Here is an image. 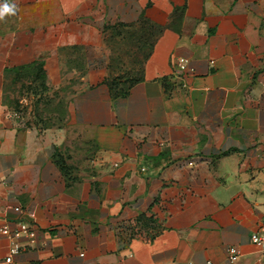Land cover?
I'll return each instance as SVG.
<instances>
[{"label": "crops", "instance_id": "crops-1", "mask_svg": "<svg viewBox=\"0 0 264 264\" xmlns=\"http://www.w3.org/2000/svg\"><path fill=\"white\" fill-rule=\"evenodd\" d=\"M7 2L0 264H264V0Z\"/></svg>", "mask_w": 264, "mask_h": 264}, {"label": "built area", "instance_id": "built-area-1", "mask_svg": "<svg viewBox=\"0 0 264 264\" xmlns=\"http://www.w3.org/2000/svg\"><path fill=\"white\" fill-rule=\"evenodd\" d=\"M176 73L178 74H183L185 72H192V69L190 67L187 66L186 64V60L185 59H181L178 61L177 66H176ZM12 116H19L18 111H14L11 113ZM189 165H192V162H188ZM15 211H20V208L18 206L14 207ZM24 234L26 237H31L33 235V230L31 229V227L27 226L26 224H21L20 225V230L18 231H11L9 229V227L4 224L2 226H0V234L8 237V238H15L19 236V233ZM251 240L253 243L258 244L261 248L264 249V234L262 233H254L251 236ZM19 249V246L17 244H12L11 247V253H15L17 250ZM227 255L230 261L235 262L239 255H240V251L235 247V246H229L227 248ZM11 260V256H7L5 258V262H10Z\"/></svg>", "mask_w": 264, "mask_h": 264}, {"label": "rangeland", "instance_id": "rangeland-1", "mask_svg": "<svg viewBox=\"0 0 264 264\" xmlns=\"http://www.w3.org/2000/svg\"><path fill=\"white\" fill-rule=\"evenodd\" d=\"M54 100L53 98L51 97H43L41 99H39L36 103L32 102L31 105L32 106H36V110L39 109V108H43V109H49V110H54V109H57L59 110L60 107H61V102L58 101L57 105L55 106L54 105ZM40 104V105H38ZM20 114L19 116L21 115L22 117L25 116V114H23V112L21 110H19ZM35 118L36 119H39V120H42V121H50L52 119V117H55V116H52V115H44V114H38L37 112L35 113ZM30 117V116H28ZM91 146L92 144L90 143V141H86V144L84 146H79L78 144H75L72 145V147H69V151H68V157L71 158L72 156H76V154H84V155H87L90 157V155L92 154L91 153Z\"/></svg>", "mask_w": 264, "mask_h": 264}, {"label": "clouds", "instance_id": "clouds-1", "mask_svg": "<svg viewBox=\"0 0 264 264\" xmlns=\"http://www.w3.org/2000/svg\"><path fill=\"white\" fill-rule=\"evenodd\" d=\"M17 7L15 4L8 3L7 0L0 4V21L4 20L6 16L15 15Z\"/></svg>", "mask_w": 264, "mask_h": 264}]
</instances>
